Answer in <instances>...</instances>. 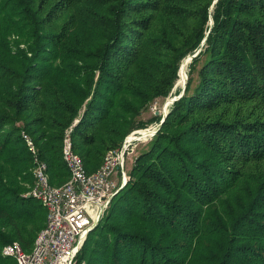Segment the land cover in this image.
I'll use <instances>...</instances> for the list:
<instances>
[{
  "label": "trees",
  "instance_id": "16d2710c",
  "mask_svg": "<svg viewBox=\"0 0 264 264\" xmlns=\"http://www.w3.org/2000/svg\"><path fill=\"white\" fill-rule=\"evenodd\" d=\"M199 51L80 259L264 264V0H0V264H17L4 247L29 253L46 226L28 196L37 161L52 186L67 183L71 130L97 172L162 123L153 107Z\"/></svg>",
  "mask_w": 264,
  "mask_h": 264
},
{
  "label": "built area",
  "instance_id": "2783aa9c",
  "mask_svg": "<svg viewBox=\"0 0 264 264\" xmlns=\"http://www.w3.org/2000/svg\"><path fill=\"white\" fill-rule=\"evenodd\" d=\"M156 125L134 131L120 150L108 153L102 167L93 174L86 171L82 159L75 153L71 130H68L63 157L71 174L69 181L62 186H52L47 165L37 161L36 182L28 194L47 209L46 226L31 252H26L16 242L4 247L2 255L15 259L17 264H88L80 259L88 236L100 224L116 194L130 181L125 171L127 157L135 153L139 144L156 135L160 124ZM25 138L36 154L32 140Z\"/></svg>",
  "mask_w": 264,
  "mask_h": 264
},
{
  "label": "rangeland",
  "instance_id": "374dc122",
  "mask_svg": "<svg viewBox=\"0 0 264 264\" xmlns=\"http://www.w3.org/2000/svg\"><path fill=\"white\" fill-rule=\"evenodd\" d=\"M187 72H188V69H187ZM180 89H182V88H178V89H177V86H176V88H175V90H174V93H173V96H172L171 98H169V99L175 98V97H176L175 93L177 92V90H180ZM169 99L166 100L165 102H159L158 105L156 104V107H153V110H154V112L157 113V115H159V116H161V115L164 116L165 112H166V113L169 112V108H167V109L165 108V106H166L167 103L169 102ZM153 110H152V111H153ZM154 112L150 113V114H149V117H151V116L154 114ZM149 117H148V118H149ZM154 126H157V125L154 124V125L150 126L149 128L154 127ZM144 143H146V142H144ZM135 156H136V154H133V153H132L131 156H128V157H127L126 170H125L127 174H129L130 171H131L132 168H133V165H134L133 163H134Z\"/></svg>",
  "mask_w": 264,
  "mask_h": 264
},
{
  "label": "water",
  "instance_id": "95a60500",
  "mask_svg": "<svg viewBox=\"0 0 264 264\" xmlns=\"http://www.w3.org/2000/svg\"><path fill=\"white\" fill-rule=\"evenodd\" d=\"M211 25H213V20L211 21ZM199 53H200V51H199V52L197 53V55H195L194 57H190V58L186 59V60L184 61L183 64H188V62H189V64H190L191 61L193 60V58L197 57ZM180 71H181V70H180ZM187 81H188V74L186 75V81H185V83H184V85H183V87H182V90H181L180 95H179V96H176L175 98L169 99V102H168L167 105L165 106L166 109H167V108H170V106H171L172 104H174L175 101H177L178 99H180V98L184 95L185 90H186ZM167 116H168V113L165 112V114H164V116H163L162 123L160 124V126H159L158 129L156 130V134H157V132L159 131V129L161 128V126H162L163 122L165 121V119L167 118ZM116 195H117V194H116Z\"/></svg>",
  "mask_w": 264,
  "mask_h": 264
},
{
  "label": "bare ground",
  "instance_id": "6f19581e",
  "mask_svg": "<svg viewBox=\"0 0 264 264\" xmlns=\"http://www.w3.org/2000/svg\"><path fill=\"white\" fill-rule=\"evenodd\" d=\"M188 65H189V62H188V64H183L182 67H181L180 79H179V81L177 83V88H182L184 83H185V81H186V75L188 74V72H187Z\"/></svg>",
  "mask_w": 264,
  "mask_h": 264
}]
</instances>
